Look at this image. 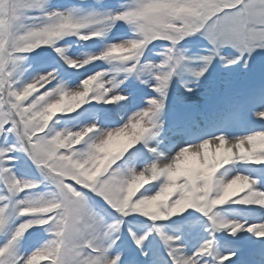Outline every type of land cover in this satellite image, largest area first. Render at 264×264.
Here are the masks:
<instances>
[{
    "label": "snow or ice",
    "instance_id": "obj_1",
    "mask_svg": "<svg viewBox=\"0 0 264 264\" xmlns=\"http://www.w3.org/2000/svg\"><path fill=\"white\" fill-rule=\"evenodd\" d=\"M0 264H264V0H0Z\"/></svg>",
    "mask_w": 264,
    "mask_h": 264
}]
</instances>
